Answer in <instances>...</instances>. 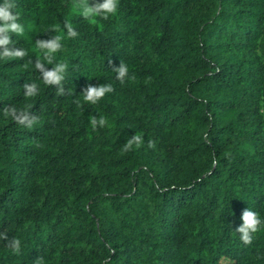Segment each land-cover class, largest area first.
<instances>
[{"label":"trees","instance_id":"1","mask_svg":"<svg viewBox=\"0 0 264 264\" xmlns=\"http://www.w3.org/2000/svg\"><path fill=\"white\" fill-rule=\"evenodd\" d=\"M75 2L15 0L26 55L0 59V264H264V230L233 231L248 206L264 216V0H119L95 20ZM66 23L78 35L49 85L33 45ZM100 83L113 91L85 101Z\"/></svg>","mask_w":264,"mask_h":264},{"label":"clouds","instance_id":"2","mask_svg":"<svg viewBox=\"0 0 264 264\" xmlns=\"http://www.w3.org/2000/svg\"><path fill=\"white\" fill-rule=\"evenodd\" d=\"M119 0H95L94 3H89V0H76L72 5L73 12H79L85 18L95 20L96 17L107 18L109 15H115L118 10ZM15 9V0H0V59H8L10 57H23L26 52L22 49L12 47V34L20 35L24 32V25L20 22ZM66 34L57 31L55 35L48 38H40L33 45L34 49L40 50L42 53L41 60L36 62V68L40 71L43 81L49 85L59 86L64 79L66 64L62 61H57L56 53L62 48L61 41L66 38H74L78 35L71 23H66ZM46 62V63H45ZM47 64H52L51 68ZM113 71L116 79L125 82L126 79H131L129 76V67L121 61ZM38 84L36 82L25 83L24 91L28 96H33L38 93ZM63 91V88H60ZM113 91L110 83H100L98 85L89 84L83 90V99L91 104H96L105 96L106 93ZM106 118L103 116L97 117L90 115V124L93 128L103 127L106 125ZM143 143L141 134L135 132L124 144V150L132 149L133 146L139 147ZM149 144V147H152ZM232 214L231 213L229 215ZM241 223L233 230L239 239L245 244H251L255 235L264 230V216L255 211L251 207L245 208L241 213ZM231 227V226H230ZM13 250L18 251L20 241L13 239L11 241Z\"/></svg>","mask_w":264,"mask_h":264}]
</instances>
